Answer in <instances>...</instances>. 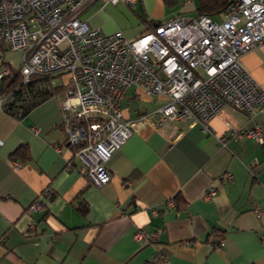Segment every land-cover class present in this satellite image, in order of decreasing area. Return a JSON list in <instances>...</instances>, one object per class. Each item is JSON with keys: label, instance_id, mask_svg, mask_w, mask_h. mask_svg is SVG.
Listing matches in <instances>:
<instances>
[{"label": "crops", "instance_id": "0c3cea01", "mask_svg": "<svg viewBox=\"0 0 264 264\" xmlns=\"http://www.w3.org/2000/svg\"><path fill=\"white\" fill-rule=\"evenodd\" d=\"M144 2L95 0L79 18L132 40L196 9L195 0L185 6L178 0L177 13L163 18L166 6L156 0L148 16ZM4 54L0 65L21 64L22 54ZM240 62L264 89V44ZM5 83L0 80V96L13 88L1 92ZM44 87L56 94L25 115L0 108V264H159L157 256L168 264H264V107L248 115L223 105L209 133L192 121L140 126L110 155V181L97 188L77 171L80 162L64 143L67 75ZM120 107L133 121L157 105L130 88ZM256 125L260 141L246 134ZM209 188L216 194L206 200ZM138 230L157 235L137 243Z\"/></svg>", "mask_w": 264, "mask_h": 264}, {"label": "built area", "instance_id": "2783aa9c", "mask_svg": "<svg viewBox=\"0 0 264 264\" xmlns=\"http://www.w3.org/2000/svg\"><path fill=\"white\" fill-rule=\"evenodd\" d=\"M93 1L0 0V58L5 52L22 54L18 67L0 65V80L20 78L0 96V108L29 87L41 90L31 86L33 76L67 75L70 87L60 103L64 143L93 186L108 184L106 162L140 126L192 121L209 133V121L223 105L248 115L264 107V89L240 62L245 52L264 44V0H233L220 22L180 15L132 40L121 32L105 35L82 21L80 12ZM101 1L130 7L138 2ZM130 88L148 96L156 110L126 119L120 101ZM246 134L260 141L257 125ZM215 194L209 188L202 197ZM261 215L255 211L257 219ZM156 235L138 230L133 239L149 243ZM154 262L168 264L164 256Z\"/></svg>", "mask_w": 264, "mask_h": 264}, {"label": "trees", "instance_id": "16d2710c", "mask_svg": "<svg viewBox=\"0 0 264 264\" xmlns=\"http://www.w3.org/2000/svg\"><path fill=\"white\" fill-rule=\"evenodd\" d=\"M196 1V13L198 16H207L209 18L221 17L224 12L226 11L227 7L233 0H195ZM164 6L168 8H173L177 3L178 0H162ZM157 24H161L160 22H156ZM62 73L54 74L52 76H33L31 86L37 84L41 87V90H35L33 93L32 89L29 87L27 89L26 94H14V100L9 102L7 105H4L3 110L14 116L25 115L34 107L39 105L44 100L52 97L56 94L55 88L51 87L48 89L44 87L46 82L51 79L53 76L59 75ZM18 76H16L13 80L8 81L6 79H1L5 81V86L2 87L1 92H4L6 88L15 87L19 80ZM26 94V95H25Z\"/></svg>", "mask_w": 264, "mask_h": 264}, {"label": "rangeland", "instance_id": "374dc122", "mask_svg": "<svg viewBox=\"0 0 264 264\" xmlns=\"http://www.w3.org/2000/svg\"><path fill=\"white\" fill-rule=\"evenodd\" d=\"M145 2H144V4L145 5H143V9H144V11H142V13H144V14H146V15H148V16H151V12L149 11V9L150 8H155V5H156V0H150V3L148 4L147 3V0H144ZM181 4V2H178L174 7H173V9L172 8H166V7H164L163 9H164V12H163V15H164V17L163 18H165V17H167L168 15H170L172 12H176L177 13V11H178V9H177V6L178 5H180ZM194 6H196V2H195V4H194ZM142 8V7H141ZM126 10L130 13V14H132V16L135 18V15H134V13L129 9V8H126ZM122 15H125V14H122ZM186 17H190V18H195V17H197L198 15H197V13H196V10L195 11H191V12H188V13H185L184 14ZM137 19V18H136ZM137 20H139V19H137ZM213 20L215 21V22H220L221 21V17H215V18H213ZM130 23H132V22H130ZM139 26H140V24H139ZM4 56H5V54H4ZM4 56H3V58H4ZM19 66V65H18ZM17 66V67H18ZM20 78L18 77V79L17 80H19Z\"/></svg>", "mask_w": 264, "mask_h": 264}, {"label": "water", "instance_id": "95a60500", "mask_svg": "<svg viewBox=\"0 0 264 264\" xmlns=\"http://www.w3.org/2000/svg\"><path fill=\"white\" fill-rule=\"evenodd\" d=\"M158 24H155L154 27H157Z\"/></svg>", "mask_w": 264, "mask_h": 264}]
</instances>
